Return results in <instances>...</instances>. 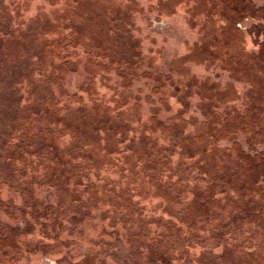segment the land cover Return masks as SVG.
Wrapping results in <instances>:
<instances>
[{
  "label": "rangeland",
  "instance_id": "rangeland-1",
  "mask_svg": "<svg viewBox=\"0 0 264 264\" xmlns=\"http://www.w3.org/2000/svg\"><path fill=\"white\" fill-rule=\"evenodd\" d=\"M0 264H264V0H0Z\"/></svg>",
  "mask_w": 264,
  "mask_h": 264
},
{
  "label": "trees",
  "instance_id": "trees-1",
  "mask_svg": "<svg viewBox=\"0 0 264 264\" xmlns=\"http://www.w3.org/2000/svg\"><path fill=\"white\" fill-rule=\"evenodd\" d=\"M36 152H33V153H31V154H35Z\"/></svg>",
  "mask_w": 264,
  "mask_h": 264
}]
</instances>
